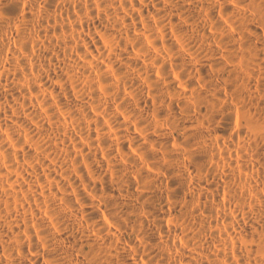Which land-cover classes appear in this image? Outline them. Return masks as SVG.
<instances>
[{"label": "bare ground", "instance_id": "bare-ground-1", "mask_svg": "<svg viewBox=\"0 0 264 264\" xmlns=\"http://www.w3.org/2000/svg\"><path fill=\"white\" fill-rule=\"evenodd\" d=\"M0 264H264V0H0Z\"/></svg>", "mask_w": 264, "mask_h": 264}]
</instances>
